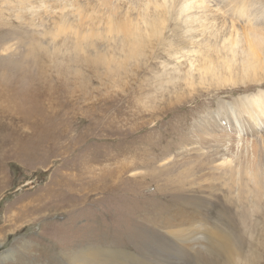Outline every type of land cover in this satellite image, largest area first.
I'll list each match as a JSON object with an SVG mask.
<instances>
[{
  "label": "rangeland",
  "instance_id": "1",
  "mask_svg": "<svg viewBox=\"0 0 264 264\" xmlns=\"http://www.w3.org/2000/svg\"><path fill=\"white\" fill-rule=\"evenodd\" d=\"M190 1L166 3L162 39H178ZM161 2L0 0V264H75L86 249L107 264H264V132L239 140L212 114L262 99L264 71L176 87L160 43L122 64L112 26ZM207 228L233 253L196 239Z\"/></svg>",
  "mask_w": 264,
  "mask_h": 264
},
{
  "label": "bare ground",
  "instance_id": "2",
  "mask_svg": "<svg viewBox=\"0 0 264 264\" xmlns=\"http://www.w3.org/2000/svg\"><path fill=\"white\" fill-rule=\"evenodd\" d=\"M168 1L162 0L157 6L158 8L153 11H150L148 4H145L139 17H128L125 22L114 23L112 29L120 35L116 56L118 55L117 57L124 61L122 64L125 61H133L135 63L133 65H137L139 68V63L143 58H149V55L154 54L155 50L156 56L159 57L158 52L161 49L174 63L179 62V69H176L175 66L169 73L171 74L169 81L174 80L172 84L176 87H192L193 84L201 83L214 76L221 78L225 83H236L241 78L254 75H257L256 79L261 78L260 71H264V0H216V3L220 2L228 6L227 12H230L224 15H217L215 12L219 10V7L211 8L206 0L190 1L183 8L174 10L176 18L178 19L177 16L180 15L181 19L179 18L178 30L171 29V35L177 37L176 35L180 33L178 39H168L167 37L162 39L163 29L161 30V26L167 15L166 3ZM254 13H257L256 17H250ZM58 15L60 12L56 11L51 16L57 18ZM236 20L247 21L248 23L243 26L239 24L237 27ZM258 23L259 25H256ZM226 29H233V35ZM151 38L155 49L151 44ZM158 43L161 44L160 49H158L160 46ZM116 60L118 59L116 58ZM116 64H118L119 70L123 68L121 63L116 62ZM233 65L236 71L241 72L240 75L235 73L232 75L234 72ZM259 94H264V90H260ZM212 114L215 127H220L219 121L224 120L225 124L232 125V130L235 131V136L239 140L252 130L261 129L260 131L264 132V97L260 100L242 101L238 106L219 105ZM261 136L259 135L257 142L264 143L259 140ZM259 163L260 160L257 161L256 165L258 166ZM247 172L255 175L256 170ZM259 176L260 174L256 177L257 181H254V184L259 181ZM58 182L61 183L57 180ZM256 194L258 193L256 192ZM39 198L40 196L36 199L41 202ZM23 207L22 210L20 209L21 211L25 210ZM181 212V210H177V214ZM18 216L20 217L22 214L18 213ZM230 227L232 228V224ZM204 234L205 236H198L196 239L199 240L200 237H203L211 245L233 253L229 239L219 238L217 241L218 235L213 229L207 228V232ZM3 240L4 234L2 232L0 233V243ZM10 252L7 250L3 257H9ZM101 255L99 251L86 249L78 251L70 260L75 264H85L87 262L79 261V258L83 259L88 256L90 257V264H107L101 261Z\"/></svg>",
  "mask_w": 264,
  "mask_h": 264
}]
</instances>
